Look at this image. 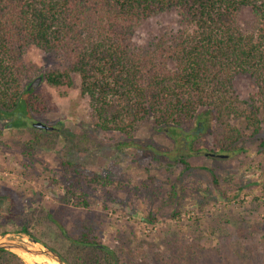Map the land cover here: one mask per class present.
I'll list each match as a JSON object with an SVG mask.
<instances>
[{"label": "trees", "instance_id": "obj_1", "mask_svg": "<svg viewBox=\"0 0 264 264\" xmlns=\"http://www.w3.org/2000/svg\"><path fill=\"white\" fill-rule=\"evenodd\" d=\"M244 8L253 15L248 30L238 24ZM171 10L180 17V28L165 31L145 45H134L133 35L142 21ZM30 47L48 57L53 66L41 70L27 65L24 57ZM36 73L60 93L71 89L73 76L78 77L79 93L88 99L92 127L126 137L115 143L114 161L123 160L126 147L137 146L133 133L144 120L150 121L155 132L171 138L178 132L191 143L209 121L214 138L210 151L240 152L244 148L237 144L245 142V131H250V138L257 135L264 120V0H0V116L9 119L10 128L27 127L23 119L45 108L41 95L29 87ZM236 76H248L253 84L254 91L244 100L235 93ZM231 119L240 121V127L230 123ZM3 134L0 130V137ZM57 137L54 131L31 126L23 149L29 155L43 144L52 146ZM74 140L66 131L63 146L67 152L90 146L94 154L102 153L96 143L82 148ZM138 161L145 196L160 198V208L171 207V216H177L183 197L171 174L177 169L181 176L191 168L190 163L180 155L164 164L168 188L162 195L165 182L150 175L161 167L159 158L152 155ZM83 162H72L66 156L60 160L66 182L58 198L61 207L75 198L87 206L83 184L112 183L108 175H84ZM218 184L215 177L214 187ZM40 198L32 193L26 206L36 205ZM61 207L53 212L41 208L36 214L26 209L19 218V232L37 241L30 229L38 227L41 218L50 220L69 239L68 249L61 254L66 264H160L168 259L160 251L151 254L143 249V253L140 246L132 250L130 243L127 246L119 238L113 247L102 243L94 220L74 225L76 235L68 236L59 224ZM139 220L156 222L151 212ZM4 234L0 231V236ZM203 248L196 243L177 250L179 264H190ZM250 251L243 247L236 252V257L241 254L237 264L242 258L261 257L257 249L258 256ZM0 264L25 263L0 248Z\"/></svg>", "mask_w": 264, "mask_h": 264}, {"label": "rangeland", "instance_id": "obj_2", "mask_svg": "<svg viewBox=\"0 0 264 264\" xmlns=\"http://www.w3.org/2000/svg\"><path fill=\"white\" fill-rule=\"evenodd\" d=\"M179 19L176 11L171 10L142 21L133 35L134 45L142 46L165 31H176L181 26ZM252 21L251 11L242 9L238 16L241 29H250ZM24 59L27 65L41 70L53 66L48 57L35 47L27 49ZM37 76L38 73L34 77ZM73 80L74 86L65 93L43 81L35 87L45 108L33 118L23 119L27 127L10 128L9 119L0 116V130L4 132L0 137V231L5 232L0 240H11L36 249L43 244L60 257L65 253L69 239L54 223L41 218L39 226L30 229L38 239L34 244L19 232V218L26 209H33L36 214L41 208L53 212L62 206L58 198L66 182L59 164L66 156L72 162L84 161L83 172L87 177L96 175L104 178L108 175L112 179V183L106 185L101 180L83 184L88 192L86 207L80 205L76 198L61 207L59 224L68 236L76 235L74 225L94 220L102 243L113 247L119 238L127 246L130 243L132 250L140 246L142 252L143 249L151 254L152 251H160L165 258L168 257L160 264H179L177 250L196 243L203 245L204 250L196 252L190 264H237L241 254L237 257L235 254L243 247L249 248L250 253L256 256L254 250L257 249L262 258L252 260L251 257L250 261L264 264V146H261L264 120L257 135L250 138V131H245V142L237 144L244 148L243 151L215 155L210 151L214 138L210 135L212 124L207 123V119L206 129L192 143L189 139L184 140L178 132L174 138L162 131L155 132L150 121L144 120L133 133L137 146L123 149L124 158L118 162L114 161V145L126 137L102 133L92 127L88 99L79 93L78 77L73 76ZM233 85L239 100L246 99L254 91L248 76H236ZM36 121L53 127L51 132L54 131L58 137L52 146L43 144L27 155L24 143L30 138V124ZM239 122L230 120L236 127H240ZM66 131L82 148L96 143L102 153L94 154L90 146L86 150L67 152V147L63 146ZM152 155L159 158L161 167L151 170L150 175L165 182L161 185L162 195L168 188L164 164L184 155L191 165L181 176H178L177 169L172 170L171 175L177 178V192L183 197L175 217L171 216V207L160 208V198L145 196L146 191L141 187L144 176L138 160ZM215 177L219 183L216 188L213 185ZM32 193L40 194L41 198L36 205L27 207V199ZM149 212L155 214L154 224L139 220ZM171 242L173 245L170 246ZM250 261L242 258L240 264H249Z\"/></svg>", "mask_w": 264, "mask_h": 264}, {"label": "water", "instance_id": "obj_3", "mask_svg": "<svg viewBox=\"0 0 264 264\" xmlns=\"http://www.w3.org/2000/svg\"><path fill=\"white\" fill-rule=\"evenodd\" d=\"M42 81V75L37 76L35 79H33L30 84L29 87L35 88L37 87ZM31 126L35 129H39V130H52L53 127H49L47 125H45L42 122L36 121V122H32ZM213 156V155H211ZM23 236L28 239L29 241H31L32 243H38L35 239H33L30 236H27L25 234H23ZM41 248H29L27 246H24L23 244L11 241V240H7L5 239V242H1L0 243V248L5 249V250H19V251H24V252H28V253H32V254H37V255H44L52 260H54L57 264H66L63 259L60 257L59 254H57L55 251L51 250L50 248H48L47 246L40 244Z\"/></svg>", "mask_w": 264, "mask_h": 264}, {"label": "bare ground", "instance_id": "obj_4", "mask_svg": "<svg viewBox=\"0 0 264 264\" xmlns=\"http://www.w3.org/2000/svg\"><path fill=\"white\" fill-rule=\"evenodd\" d=\"M1 242H5V240L3 239V238H1V240H0V243ZM29 247V246H28ZM14 251V253H16V254H18V255H20L22 258H23V260L26 262V263H29V264H31V263H39V262H46V264L48 263V264H51V262H52V264H57L54 260H52V259H48L46 256H44V255H37V254H32V253H28V252H24V251H19V250H16V249H14L13 250Z\"/></svg>", "mask_w": 264, "mask_h": 264}, {"label": "flooded vegetation", "instance_id": "obj_5", "mask_svg": "<svg viewBox=\"0 0 264 264\" xmlns=\"http://www.w3.org/2000/svg\"><path fill=\"white\" fill-rule=\"evenodd\" d=\"M213 155H215V154H213Z\"/></svg>", "mask_w": 264, "mask_h": 264}]
</instances>
